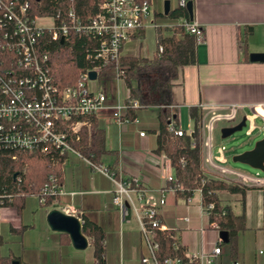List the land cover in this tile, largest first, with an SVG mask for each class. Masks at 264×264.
<instances>
[{
	"label": "crops",
	"instance_id": "crops-1",
	"mask_svg": "<svg viewBox=\"0 0 264 264\" xmlns=\"http://www.w3.org/2000/svg\"><path fill=\"white\" fill-rule=\"evenodd\" d=\"M192 2L193 20L203 26L205 39L196 45L195 64L181 70L171 92L169 110L176 113L177 127L183 130L186 121L187 127L191 126V107L219 109L237 104L242 106L238 112L239 123L242 118L253 115L249 106L264 104V63L249 61L250 54L264 53V0ZM165 31L166 35L170 34ZM135 35L123 46L121 55L139 56L136 53L140 52L144 37L139 40ZM100 77L101 82L108 83V94H112L106 104L114 105L128 97L124 82L117 83L111 70L104 71ZM208 112L207 109L202 111L204 123ZM158 113L152 108L135 110L134 116L127 118L128 123L122 125L113 122L105 113L89 122L91 125L95 121L105 133L108 153L100 159L99 165L115 168L118 176L124 178L139 177L141 187L148 194H158L166 185L165 178L174 176L168 158L155 153L160 126ZM231 126L234 125L217 123L214 140L221 139L222 128ZM141 132L145 134L143 137L139 135ZM203 134L204 131L201 139ZM59 167L63 194L52 203L53 210L69 206L76 211L81 224L90 221L102 229L100 264H141L145 251L133 209L136 205L134 195L130 197L131 202L124 199L127 215L123 217L112 204L115 186L110 179L92 171L81 157L69 152L61 156ZM214 173L209 171L208 176L214 178ZM217 195L220 203L235 214L244 213L246 229L237 235L236 259L232 260L225 246H221L216 264H264V190L249 189L243 196L228 192ZM187 198L168 193L160 210L161 220L189 253H210L218 232L200 215L199 192L195 190ZM50 211L42 207L36 197H26L20 211L14 207H0V264H97L92 239L82 234L87 247L74 249L68 235L49 228Z\"/></svg>",
	"mask_w": 264,
	"mask_h": 264
},
{
	"label": "built area",
	"instance_id": "built-area-1",
	"mask_svg": "<svg viewBox=\"0 0 264 264\" xmlns=\"http://www.w3.org/2000/svg\"><path fill=\"white\" fill-rule=\"evenodd\" d=\"M47 1L53 3L52 12L37 14L32 13L33 6L27 0H0V50L6 49L11 54L7 62L0 59V163L3 160L14 162L20 155L35 152L41 155L56 152L60 156L69 152L81 157L92 171L113 182L115 190L112 204L123 217L127 215L124 199L131 202L130 197L134 195L136 205H132L145 251L140 259L141 264H216L223 240L219 236L221 230L218 224L209 222L214 210L213 203L203 204L201 198L199 211L201 217L208 220L209 227L218 232L215 247L210 253H189L175 240L160 216L167 194L182 190L181 186H177L174 176L165 178L166 185L156 201L148 197L139 177L124 178L120 175L116 178L107 167L83 157L73 146L80 141L81 130L90 128L89 122L93 118L105 113L113 122L122 125L128 123L126 113L129 110L139 109L137 101L126 103L125 100H118L114 105L106 104L112 94H108L106 81H98L104 71L111 70L117 83L124 82L118 66L121 50L137 31L148 27L164 31L179 28L183 34L193 37L198 45L205 39L203 26L194 20L190 21L188 17L157 25L153 19L152 0ZM189 1L176 0V9L186 11ZM41 20L48 23L41 25ZM80 40L87 66L79 74L76 85L59 90L49 72V57L58 49L72 47ZM162 52L163 46L156 39L155 53L159 56ZM90 73L95 74V79L90 78ZM241 108L237 104L219 109L202 107V111H209L206 122L203 120L202 131L206 137L201 139L202 167L206 175L214 171L219 178L217 180L263 191L264 175H249L228 167L225 147L220 145L216 151L214 148L212 135L217 123L237 124ZM248 108L253 115L246 117V135L251 136L255 130L264 131V104ZM257 119L263 121L260 129L255 124ZM167 123L168 131L173 135L181 137L186 133L174 127L171 117ZM139 135L143 137L145 134L141 132ZM180 163H183L182 159ZM15 179H21L17 172ZM50 180L53 183L42 189L40 204L45 203V196L58 197L63 194L61 185L52 178ZM197 191L201 195L200 189ZM58 211L76 217L80 222L71 207L66 206ZM164 240H172L170 255L161 249Z\"/></svg>",
	"mask_w": 264,
	"mask_h": 264
},
{
	"label": "trees",
	"instance_id": "trees-1",
	"mask_svg": "<svg viewBox=\"0 0 264 264\" xmlns=\"http://www.w3.org/2000/svg\"><path fill=\"white\" fill-rule=\"evenodd\" d=\"M27 1L33 6L32 13L52 12L53 3L47 0ZM182 17H188L187 12L182 9H175L167 16L172 21ZM165 30L170 31V34L165 35L161 29L155 30L157 41L163 46V52L159 56L156 53L151 58L120 55L118 66L128 90L125 101L126 103L137 101L138 110L150 108L158 110L160 126L155 153L165 155L174 169L176 184L182 187V190L177 189L175 194L187 198L193 191L200 189L202 203L214 204L209 222H216L221 232H227L228 242L222 246L226 245L229 257L235 260L237 235L246 229L245 215L243 212L235 214L230 207L222 205L217 194L228 192L243 196L249 188L239 183L213 179L204 172L201 156L204 114L200 109L195 107L189 109V117L193 124L192 134L183 133L181 137H177L168 131L167 119L170 117L177 128L176 113L169 110L171 92L177 84L181 70L195 64L196 44L193 37L183 34L179 28ZM143 37L142 30L136 32L135 38L141 40ZM10 55L6 49L0 50V59L7 62ZM86 66L82 40L76 41L72 47L58 49L49 57V72L59 90L76 85L79 74ZM132 116L134 110H129L126 118ZM73 146L83 157L89 158L95 164H99L100 159L108 153L105 149V133L95 121L91 122L88 130H81L80 141ZM181 159L183 163H180ZM60 160L61 156L56 152L47 155L38 152L23 154L14 162L3 160L0 163V207L9 206L20 211L26 197L32 196L40 200L43 197L42 189L53 183L50 178L60 184ZM108 169L116 178L118 177L115 168ZM16 172L21 177L20 181L15 179ZM56 199L55 196H45L44 205H50ZM81 231L83 235L92 239L94 257L97 264H100L103 257L102 229L93 222L83 221ZM171 242L172 240H164L161 245L162 251L167 255H170Z\"/></svg>",
	"mask_w": 264,
	"mask_h": 264
},
{
	"label": "water",
	"instance_id": "water-1",
	"mask_svg": "<svg viewBox=\"0 0 264 264\" xmlns=\"http://www.w3.org/2000/svg\"><path fill=\"white\" fill-rule=\"evenodd\" d=\"M163 1V15L167 17L170 13L169 0ZM186 12L190 21H193V2L190 0L186 6ZM250 62L264 63V53H253L249 56ZM90 78L95 79V74L90 73ZM246 126V118H242L241 121L231 127H225L220 130V137L222 140L230 138L237 132H240ZM232 163L241 164L249 167L252 170L264 173V138L255 143L251 150L245 151L241 154L235 155L231 159ZM47 224L49 228L58 233L68 235L71 245L76 250H83L87 247V240L82 235V224L76 217L67 216L58 210H52L47 216ZM219 236L223 240V243L228 242L227 232H220ZM12 264H18L12 262Z\"/></svg>",
	"mask_w": 264,
	"mask_h": 264
},
{
	"label": "rangeland",
	"instance_id": "rangeland-1",
	"mask_svg": "<svg viewBox=\"0 0 264 264\" xmlns=\"http://www.w3.org/2000/svg\"><path fill=\"white\" fill-rule=\"evenodd\" d=\"M170 2V8L171 10H175L177 8V2L176 0H169ZM152 9L154 10V15H153V19L155 20L157 25H165V24H170L171 22H173L171 19L164 17L163 14V1L162 0H152ZM162 15V16H161ZM48 21L46 20H41L40 24L44 25L47 24ZM168 32L164 31V34L166 35ZM156 50V32L154 28L148 27L145 29V33H144V39L141 43V48H140V52L136 53L139 56L142 57H150ZM101 77H98V81L101 82ZM123 94H126V90H123ZM255 124L257 127H261L263 125V122L261 120H256ZM248 130V125L243 128L240 132L235 133L234 135H232L230 138L222 140V139H218L215 141L214 137L212 135V139H213V144H214V148L215 151L216 149L222 145L225 147L226 149V157L228 160V167L238 171V172H242V173H246L249 175H255L256 173H259L261 175H264V173H261L259 171L256 170H252L247 166L241 165V164H235L231 162L232 157H234L235 155L241 154L245 151L251 150L255 143L258 142L259 140L264 138V131L259 132L258 130H255L251 136H247L246 132ZM183 131L186 132L187 134H189L191 131H193V124L191 123V126L187 127V121L186 123L183 124ZM205 133V132H204ZM217 133V132H216ZM147 134H149L147 132ZM217 135V134H216ZM203 137H206V134H203ZM238 153V154H236ZM215 174V173H214ZM211 175H213L211 173ZM211 177V176H210ZM217 177H214V179H216ZM219 179V178H217ZM32 197V196H29ZM28 197V198H29ZM148 197H152L154 198L156 201H158L159 198V193L158 194H148ZM37 199V202L39 203V199ZM42 207L44 208H49L51 211L53 210L52 208V204L50 205H44L42 204ZM225 252L228 251L226 245L224 247Z\"/></svg>",
	"mask_w": 264,
	"mask_h": 264
}]
</instances>
